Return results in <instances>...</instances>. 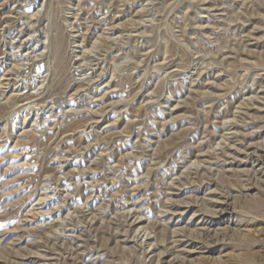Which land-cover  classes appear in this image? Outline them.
<instances>
[{
    "label": "rangeland",
    "instance_id": "rangeland-1",
    "mask_svg": "<svg viewBox=\"0 0 264 264\" xmlns=\"http://www.w3.org/2000/svg\"><path fill=\"white\" fill-rule=\"evenodd\" d=\"M48 1L0 0V264H263L264 0ZM245 188L205 254L200 199Z\"/></svg>",
    "mask_w": 264,
    "mask_h": 264
},
{
    "label": "bare ground",
    "instance_id": "bare-ground-1",
    "mask_svg": "<svg viewBox=\"0 0 264 264\" xmlns=\"http://www.w3.org/2000/svg\"><path fill=\"white\" fill-rule=\"evenodd\" d=\"M51 1L52 0H49L48 3L51 2ZM49 7L51 8L52 6L49 5ZM54 7H53V9L51 8L52 10H50V8L49 9H46V8L44 9V12H43L44 13V21L47 22L46 23V26H45V32L43 33L44 34V37H43V39H39V40L37 39L38 42H39V44H40V46L43 47V50L44 51L43 50H41V51H43V54L45 56L44 59L49 64V67L45 65L46 66V69L48 67V69L46 71L48 75H49L50 68H53V66H52L53 61H58L59 64L63 61V52H62V46L60 44V41L58 40L57 36H52L50 34V30L52 29L53 22H54V19L53 18L56 15V12H55ZM24 16H26V15H24ZM24 16H22V17H24ZM0 18H1V16H0ZM32 19H34V18H32ZM29 20H31V19H29ZM58 21H59V19H58ZM43 25H44V23H43ZM57 29L59 30L60 28L59 27L58 28L56 27V30ZM53 30H54V28H53ZM50 73H51V71H50ZM47 74H45V75L48 76ZM46 76L44 78V81H45V79H47L49 77V76L48 77H46ZM47 80H49V79H47ZM46 87H48V86H46ZM47 89H46V91H47ZM29 98H31V97H29ZM51 110H52V107L50 108V111ZM231 125H232V123H231ZM229 127L230 126H228V124H227L226 127H225V131H229L230 130ZM231 129H233V128H231ZM224 135L222 136V140L220 142V145H222V143H224L226 141ZM227 149L228 150H231V152H232V150H234L235 153H238L239 155H242V161L245 162V163H250L252 165V168H250L249 170H243L242 171V173H244V175H246V177L247 176H250V175L257 176V174L261 173L260 167L262 166L261 164H263V163L261 162L262 154L259 151L260 148H254L253 150H251V149H245L243 151H240V150H235V149L230 148V147L227 146ZM255 165L258 167L257 169L254 168ZM248 190H249V188H247V189L246 188L245 189H241L239 191L237 190V193L239 194V196L237 194H234V195L232 194L233 196L231 194H230L231 196H225V195L223 196V193L222 194H219L218 193L219 196H217V197L216 196H212L209 199H204L205 197L200 199L201 200L200 201L201 204H200L199 208L201 207V209H199L198 211L194 212L193 213V216H191V217H195L196 218L195 220L198 219L197 224L198 225H202V227H204L203 229H200L201 232H199V234L200 235H206L205 242L203 244L204 247L201 248L204 251L205 254L210 255L211 253H213L214 251H216V249L218 248V246H220L221 243L224 241L225 235H227V233L229 234V231H231V233H230L231 235H234L236 233L239 234V235L241 234L239 229H237V228H235V229L233 228L232 229L230 227V225L227 226L225 224V227H223V228H220V227H221L222 224L225 223V220L226 219L230 220L233 217L234 213H235L234 212V209H229V207H231V206L233 207V205L236 203V201L238 200V198H241V197H244L245 196L243 194V191H246L247 192ZM230 193H231V190H230ZM177 205H179V207H183L184 206V208L185 207L189 208L190 203H188V202H185V203L182 202V203L177 204ZM186 211H187V209H186ZM181 213H184V212L181 211ZM181 213L180 212H178V213H175L174 212L172 214V217L173 216H176V215L179 216ZM179 218H180V216H179ZM190 219H192V218H190ZM213 227H215V228H213ZM179 228L172 231L173 238H175V239L172 241V246L171 247L174 250L175 249H178L180 246H183L184 247V244H186V243L187 244L194 243V240L191 239V237L189 238V237L184 236L182 230H180L183 227L180 228V229ZM197 232L198 231H196V233ZM182 253H187V252L186 251H181L179 253H178V251L174 252L173 253L174 254L173 255V258H172V260L168 264H185L187 262V260H186L187 258H185L186 255L185 256H181V255H183ZM223 257H225V256H221V254L219 256L215 257V258L212 256L211 259L214 262L213 264H215V263L216 264L217 263L218 264H221L222 262L224 263V261L222 260ZM242 258L243 257H241V259H238V260L235 259L234 260L236 262L235 264H254L255 263V262L253 263V261L250 259V257H245L244 259H242Z\"/></svg>",
    "mask_w": 264,
    "mask_h": 264
}]
</instances>
